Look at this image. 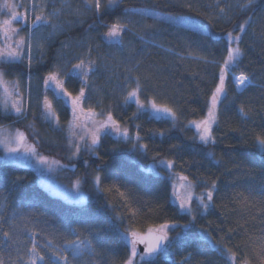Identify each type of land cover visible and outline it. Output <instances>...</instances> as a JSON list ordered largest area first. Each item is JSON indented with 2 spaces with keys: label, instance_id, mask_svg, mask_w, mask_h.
Returning <instances> with one entry per match:
<instances>
[{
  "label": "trees",
  "instance_id": "obj_1",
  "mask_svg": "<svg viewBox=\"0 0 264 264\" xmlns=\"http://www.w3.org/2000/svg\"><path fill=\"white\" fill-rule=\"evenodd\" d=\"M105 2L102 0V3ZM184 2L186 0H120L114 9L102 16H98L94 10H87L83 22L47 42L31 69L22 63H14L11 69L8 63L2 65L9 73L19 69L44 80L65 37L69 35L77 39L90 34L91 40L87 41V46L91 45L94 49L96 43L107 45L101 36L107 31L102 21L111 23L116 18L124 19L126 9L147 8L177 16L187 14L205 27L204 31H196L191 27L169 26L161 22L154 34L146 36L152 41L148 44L143 43L134 32H125L123 39L126 38L127 43L134 46L128 55L130 59L125 53L121 58L126 56L127 62H113L109 68L102 65L97 52L91 53L99 70L89 76L94 75L99 80L98 85L103 84L102 78L120 83L121 79L114 74L124 77L131 67L133 79L136 76L151 77L148 81L142 80L147 86L146 93L140 97L142 102L157 96L159 103H166L175 109L176 120L157 117L150 110L137 112L134 102L126 105L113 90L108 87L102 89L106 97L95 106V110L111 111L121 126L130 130V134L137 131L135 125H140L142 139L138 143L147 144V151L134 150L131 141L104 134L94 150H86L84 142L79 141V136L85 135V130L78 128L73 142L81 143V150L79 154H74L75 150L69 143L72 107L58 95L56 98L62 102L58 123L45 119L44 108L41 107L24 112L22 116L4 112L0 108V126L12 125L22 129L39 152L59 162L64 180L71 186L80 180L86 194V201L79 203L55 195L40 183L33 167L0 159V202L5 204L0 212L4 217L0 224L3 231H11L9 220L14 213L21 223L22 218L27 217L31 221L29 229L35 225L38 247L48 259L51 253L43 248L46 238L62 244L64 236L75 239L72 229H79L81 238L90 239L98 253L94 258L85 256L79 264H90L93 259L95 264H113V261L122 264L129 252V246L122 236L125 228L131 225L146 231L149 226L176 221L177 226L169 230L171 245L166 252L148 260V264H172L173 260L176 264H232L216 250L214 241L239 251L237 245L244 247L248 243L246 231L259 234L264 230V211H257V208L264 209V201L245 213L240 210L234 197L236 192L248 195L246 189L250 185L258 189L264 183V149L255 140L258 134H264V0H253L246 9L239 6L246 0H221L220 7H226V14H220L215 0H187L193 4L191 10L182 6ZM249 18V26L240 44L244 56L239 66L229 71L226 79L227 98L222 97L218 106V121L213 127L216 141L202 144L196 129L188 122L200 119L207 113L209 97L227 55L226 33L236 34L238 25ZM149 21V24L153 23L151 19ZM86 55L87 49L84 57ZM198 57H204L208 62ZM233 72L246 73L253 83L236 90ZM112 83L109 82V85ZM121 83H124V79ZM65 84L70 92L77 94L81 86L80 78L69 75ZM241 105L246 111L250 110L248 117H241ZM133 113L137 115L134 117ZM81 122H86L83 116L78 121ZM88 127L92 125L89 123ZM162 129L166 130L164 136L158 135ZM85 140H88L87 136ZM172 144L178 147L172 149ZM209 152L215 153V159L207 156ZM161 159L175 160L176 166L171 171L195 182L194 192L197 194L215 180L218 188L213 196L215 206L204 212L194 198L192 207L195 219L181 212L177 194L173 192L174 175H170L165 166L159 163ZM97 175L101 178L99 186L94 183ZM114 185L130 195L132 206L140 209L139 215L129 219L127 209L115 189L105 191ZM117 215L123 216V221L117 219ZM252 216L255 218L252 219ZM20 241L22 243L19 244L6 241L0 233V252L6 261L9 255L14 259L18 255L26 256L27 248L31 246L28 232L23 233ZM245 252L256 264L250 249L245 248ZM37 264L42 262L38 261ZM137 264L143 262L137 260Z\"/></svg>",
  "mask_w": 264,
  "mask_h": 264
},
{
  "label": "snow or ice",
  "instance_id": "obj_2",
  "mask_svg": "<svg viewBox=\"0 0 264 264\" xmlns=\"http://www.w3.org/2000/svg\"><path fill=\"white\" fill-rule=\"evenodd\" d=\"M119 2L120 0H106L105 3H102V0H84V7L88 11L94 10L98 16H102L106 11L114 9ZM60 3L61 7H55V0H53L52 11L48 12L46 11L48 8V0H40L39 3H30L28 8H25L24 12H18L17 8L23 7V5H17L16 3L10 2V0H5L3 7L9 10L10 18L0 20V62L12 64L26 60L28 68L31 69L33 62V40L35 39L36 50L42 53L45 47L42 41L46 39L43 30L51 29V31L48 32V37L54 35L56 31L63 27V24L57 21L62 15L64 8L71 9L70 0H60ZM215 3L219 8L220 14H226V7H220L221 0H215ZM252 3L253 0H246L245 3L239 6L242 9H246L250 7ZM182 6L190 10L193 9V4L187 2V0ZM71 10L76 16L83 14L79 8ZM29 11H31L33 16L31 20L28 18ZM128 13L138 15L141 21L152 18L153 23H141L140 26L137 27V22L130 19L122 21L120 18H116L111 23L102 21L103 27H105L107 31L101 33V36L107 43L123 46V34L125 32H135L143 43H152L151 40L145 37L154 34L161 22H166L169 26L182 24L196 31L205 30V27L201 26V24L187 14L178 16L172 14L158 16L155 12L143 8L126 9L125 15L127 16ZM250 19L251 18L238 25L236 34H233V32L226 33L227 55L223 60V64L220 66L217 83L209 97L207 113L201 120H192L188 122L198 130L197 137L202 144H213L216 141V137L213 134V125L218 121V105L222 102V97L227 98L226 79L229 71L232 68L238 67L241 58L244 56V50L240 47V44L243 34L246 33V28L249 26ZM14 21H19L28 28L27 35H20L22 29L13 27ZM95 47L98 49L99 45ZM92 51L93 47L90 45L87 49V55L84 58L77 57L78 63L72 64L69 68H64L59 64L54 65L53 70L49 71L44 78L46 88L51 87L57 92L58 96L61 98L66 96L71 102L73 120L69 123V143L75 150L74 154H79L81 150V143L73 142L76 137V129L78 128L85 130V135L79 136V141L84 142L86 150H94L100 143L101 135L104 134L116 135L125 141H131L134 150L141 149L147 151V144L138 143L142 139L139 131L140 125H135L137 131L130 134V130L127 127H122L120 121L115 119L111 111L102 109L100 112H97L94 108L89 107L85 110L83 107L85 101L89 99L88 90L91 87L89 75L99 70L97 61L91 58ZM189 55L191 56L192 53L189 52ZM198 59L204 60L206 63L208 62L204 57H198ZM212 63H215V61H212ZM7 75L8 73L6 70L0 68V92H2L5 97L3 103L4 110L8 111L10 107L15 114L22 116L25 109L23 95L19 92L20 81L19 79L8 80L6 79ZM69 75L80 78L81 86L76 95L68 91L62 79L63 76ZM232 76L238 87H246L253 83L250 76L244 72H241L239 76H236L233 72ZM30 79L31 77H29V80ZM149 79H151L150 76H144L143 78L136 76L134 78L135 86L132 87L128 85L125 88L126 95L123 97L124 104L127 105L134 102L137 105V112L150 110L157 117L171 118L172 120L178 119L175 109L166 103H159L157 96H153L144 102L141 101L140 97L143 93H146L147 87L142 80L148 81ZM128 88L131 90H128ZM43 107L45 110V119L58 123L59 117L52 108L51 102L48 100L47 96L44 97ZM239 111L242 118L249 116L250 110L246 111L244 105L240 106ZM136 115L137 113H133L134 117ZM81 116H83L86 122L78 123V121H81ZM96 117L101 118L96 119ZM89 123L92 125L91 128L88 127ZM165 134L166 130L162 129L158 131V135L160 136H164ZM85 136L88 137L87 141L85 140ZM255 140L258 146L264 149V134H258ZM0 145L4 146L6 154L22 152L24 154V162L34 160L37 166L46 165L49 169L53 164H59L58 161L50 160L49 157L41 155L36 148V144L29 143L25 133L19 129L15 130L14 134L0 135ZM170 147L175 149L178 145L172 144ZM207 156L211 159H215V153L213 152L207 153ZM5 158L8 159L10 157L6 155ZM159 163L165 166L170 175H177L171 171L176 166L175 160L161 159ZM178 179L180 181V189L184 190L182 195L177 196L178 208L181 212L192 215L193 220L195 219L192 207L194 196L198 202V207L204 212H207L209 207L215 206L213 196L214 193L218 191L215 180H213L208 187H205L202 192L197 194L194 192L196 187L195 182L190 181L187 176L183 175H179ZM100 182L101 178L97 175L94 178V183L99 186ZM203 182L207 183V181ZM80 184L81 181L77 180L72 190H66L67 197L78 203L83 202L85 199L81 195ZM114 189L123 201V205L127 209V214H129V219L139 215L140 209L132 206V198L130 195L124 191H120L118 186L114 185L113 187H108L105 191L112 192ZM176 191L177 189L174 185L173 192L176 193ZM246 191L248 195H245L244 192H236L234 194L235 201L240 210L245 213L257 207L261 201H264V183H261L258 189L250 185ZM4 207L5 204L0 202V212H2ZM113 211H115V206H113ZM149 211H151V209H149ZM257 211H264V209L257 208ZM251 218L254 219L255 217L252 216ZM117 219L123 221L124 217L117 215ZM3 221L4 217L0 215V224H2ZM30 223L31 221L27 217L22 218V223L18 222L16 214L14 213L9 220V228L11 231H3V229L0 228V233H2L6 241H13L17 244L22 243L19 240L20 234L28 232L31 242L30 248H27L26 256L18 255L14 259L9 255L6 261L3 253L0 252V264H37L38 261L42 262V264H79L80 261L84 260L85 256L94 258L98 254L96 246L90 239L87 237L81 238L82 233L80 230L72 229V235L76 238L68 239L64 236L62 244H56L51 238H46L43 248L51 253V256L46 259L45 255L38 247V241L36 239L38 233L36 227L32 225L31 229H29ZM245 223H247V221H245ZM176 226V221H166L161 224L149 226L146 231H140L129 225V227L125 228L122 232V236L129 246L127 259H125L122 264H137V260L143 262V264H148V260L161 252H166L167 248L172 243L169 230ZM229 231L231 232L233 229H229ZM177 235H179V233H177ZM246 241L248 243H246L244 247L240 245L236 246L239 251H233L232 248L221 245L219 242L215 241L214 247L222 256H226L230 262L239 260V264H253V259L245 252V248L250 249L251 256L255 258L256 264H264V230H261L259 234L246 231ZM138 245L144 246L143 252H138ZM17 251H19V249H17ZM69 253L71 254V259L69 258ZM90 264H95V260H91ZM113 264H115L114 261ZM172 264H176L175 260L172 261Z\"/></svg>",
  "mask_w": 264,
  "mask_h": 264
},
{
  "label": "rangeland",
  "instance_id": "obj_3",
  "mask_svg": "<svg viewBox=\"0 0 264 264\" xmlns=\"http://www.w3.org/2000/svg\"><path fill=\"white\" fill-rule=\"evenodd\" d=\"M234 1L237 2L240 0H234ZM4 2H5V0H0V20L10 18L9 10L5 9L3 7ZM10 2L16 3L17 5H23V7H18L17 11L18 12H24L25 8H28L30 3H39L40 0H10ZM70 4H71V9L79 8L83 14L80 16H76L73 14L71 9L64 8L62 15L59 17V20L57 21L58 23L63 24V27L60 30L56 31L55 34L52 35L51 37H48V32L51 31V29H44L43 30V34H44L46 39L42 42L45 44V46H46L47 42H50V41L56 39L62 33L68 32L71 28H73L76 25L83 22V18L88 13L87 9H85V7H84V0H70ZM55 7H61L60 0H55ZM52 8H53V0H48V8L46 9V11L51 12ZM137 9H141V8H137ZM143 9H147V8H143ZM149 10L155 12L158 16L168 15L167 13H163V12H160V11H157L154 9H149ZM28 18H29V20H31L33 18L31 11H29ZM129 19L137 22V24H136L137 27H139L141 23H148V22L150 23L149 19H151L152 20L151 22H153L152 18H149L146 21H141V18L138 15L133 14V13H129V14H127V16L125 15V17H124V19H122V21L129 20ZM180 26L188 27V26H185L182 24ZM13 27L22 29V31L20 32V35H27V33H28V28L19 21H14ZM89 35L90 34H86L87 37H85V35H83L77 39L72 38L69 35L67 37H65L62 40V43H60V45L57 48V52L55 55L56 59L54 60L53 66L59 64V65H62L64 68H69V67H71L72 64L78 63L77 57L84 58V55L86 53V49H88V47H89V46H87V41L91 40V37ZM125 39L126 38L123 39V41H124L123 46H120V45L116 46L115 44H109V43L107 45H105L103 43L94 44L93 51L97 52L98 59L102 60V65L109 68L110 65H113V62H121L122 63V62L128 61V58H129L128 55L131 54L130 52L133 51L134 46L131 45L130 43H127V40H125ZM146 39H148V38H146ZM148 40H150V39H148ZM33 45L34 46H33V62H32V65L35 62H37L36 61L37 57L39 55H41V52H38L35 48V39L33 40ZM96 45H99L98 49L95 47ZM44 49H45V47H44ZM44 49L42 51H44ZM103 49H105V50L103 51ZM125 53L127 54L128 58L125 56L122 59L121 57L124 56ZM16 63H22L24 65H27L26 60H24L22 62H16ZM3 64H5V63L0 62V68H3L2 67ZM13 64L14 63H12V64L8 63V65H9L8 67H10V69H11ZM5 65H7V64H5ZM53 66H52L51 70H53ZM119 66H124V65L119 64ZM18 70L19 69H13L11 73L6 71L8 73V75L6 76V79H8V80L19 79V81H20L19 92L23 95V98H24L25 112H29L30 110H34V108H37V107L44 108L43 107V101H44V97L47 96L48 100L51 102L52 108L55 110V112L58 115L60 113L62 102H61V100H58V98H56L57 92L54 91L51 87L46 88L43 79L36 77L35 75H33L30 72L25 74L23 71H18ZM129 70L126 71V74L124 77L121 75H118V73L114 74V76H116L117 78H120L121 81H123V79H124V83H121V81L119 83L114 79L113 80H111V79L105 80L101 77L102 78L101 81L103 82V84L98 85L99 80H96L97 78L94 77V75L89 76V81H90L91 87L88 90L89 99L86 100L84 105H83L85 110H87L89 107L95 109V106L97 104L102 103V100L106 97V95H104V92H102V89H104L106 87L113 90L116 93L117 97H120L123 99V97L126 95V91H125L126 86H128V85H131L132 87L135 86L134 85V79L130 75L131 71H132L131 67L129 68ZM238 74L239 73H235L236 76H238ZM97 75H98V78H100V75L99 74H97ZM29 77H31L30 80H29ZM67 77H69V76H63L62 77V79L64 80V83H65V80ZM232 78H233V76H232ZM109 82L110 83L113 82V83L109 85ZM233 83H234L236 90H241L245 87V86L238 87L236 85V83L234 82V79H233ZM65 87L67 88L66 84H65ZM128 90H131V89L128 88ZM68 91H69V89H68ZM73 95H76V94H73ZM58 97H60V96H58ZM4 100H5V97L3 96L2 92H0V108L4 112H13L10 107H9L8 111L4 110V107H3ZM62 100L65 103L67 102L71 105L70 100L66 96L64 98H62ZM71 107H72V105H71ZM70 111H71V121H72L73 120L72 108ZM44 112H45V110H44ZM218 115H219V107H218ZM203 118L204 117H202L200 119H196V120L198 121V120H201ZM214 125H213V127H214ZM17 129H19V128L12 126V125L0 126V135L14 134L15 130H17ZM19 130L24 132L22 129H19ZM196 131H198V130L196 129ZM25 135L27 136L26 133H25ZM27 138H28V136H27ZM28 142L32 143L29 140V138H28ZM0 149H1L0 159L6 160V161H11V162H14V163H17L20 165H24V166L33 167L37 171V173L39 175V181L44 187H46L50 192H52L55 195H59V196H62L64 198H68L66 195V190H69V191L72 190L73 186H71L70 183H68L64 180L63 173H61V170H59L60 164H53L51 166V168L49 169L46 165L37 166L36 162L34 160L24 162L23 161L24 154L22 152L21 153L6 154L3 145H0ZM39 153L43 156H47L44 153H41V152H39ZM6 155L9 156L10 158L6 159L5 158ZM47 157H49L50 160L57 161L56 159H53L50 156H47ZM178 176H179V174L173 176L174 185H175L176 189L180 188L179 187L180 181L178 179ZM80 192H81V195L85 198L84 201H86V194L84 193L81 186H80ZM183 192H184V190L180 189V192H179V194H177V196L182 195ZM194 198H195V196L193 197V200H194ZM68 199H70V198H68ZM70 200H72V199H70ZM177 202H178V200H177ZM23 233H21L19 236L20 240L23 238ZM138 252H141V251L138 249ZM231 263L232 264H239V260L231 261Z\"/></svg>",
  "mask_w": 264,
  "mask_h": 264
},
{
  "label": "water",
  "instance_id": "obj_4",
  "mask_svg": "<svg viewBox=\"0 0 264 264\" xmlns=\"http://www.w3.org/2000/svg\"><path fill=\"white\" fill-rule=\"evenodd\" d=\"M179 192H180V188L177 189L176 194H179ZM138 249H139L141 252H143V250H144V246H143V245H138Z\"/></svg>",
  "mask_w": 264,
  "mask_h": 264
},
{
  "label": "bare ground",
  "instance_id": "obj_5",
  "mask_svg": "<svg viewBox=\"0 0 264 264\" xmlns=\"http://www.w3.org/2000/svg\"><path fill=\"white\" fill-rule=\"evenodd\" d=\"M240 75V73L238 74V76Z\"/></svg>",
  "mask_w": 264,
  "mask_h": 264
}]
</instances>
